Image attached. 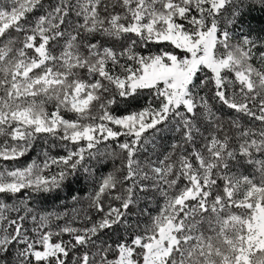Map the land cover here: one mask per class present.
Here are the masks:
<instances>
[{"label":"snow or ice","instance_id":"obj_1","mask_svg":"<svg viewBox=\"0 0 264 264\" xmlns=\"http://www.w3.org/2000/svg\"><path fill=\"white\" fill-rule=\"evenodd\" d=\"M45 4L0 0V264H264V41L233 42L236 0ZM149 46L157 50L140 51ZM145 90V107L114 114L117 98ZM224 108L260 127L234 118L230 135ZM173 126L171 151L142 162L155 133ZM41 138L66 155L8 166ZM112 142L107 154L121 166L91 197L97 219L53 229L52 213L33 214L31 196L88 172L86 159ZM150 192L163 204L142 232L129 231L130 209ZM106 196L118 206L105 210ZM114 226L127 236L113 247L102 234Z\"/></svg>","mask_w":264,"mask_h":264},{"label":"trees","instance_id":"obj_2","mask_svg":"<svg viewBox=\"0 0 264 264\" xmlns=\"http://www.w3.org/2000/svg\"><path fill=\"white\" fill-rule=\"evenodd\" d=\"M49 0H46L45 6ZM54 2V0H51ZM236 4L239 7V15L237 17V23L231 31L235 29H240L242 32H246L247 35L258 36L262 31H264V4L260 0H236ZM231 10V9H230ZM16 35V33H12ZM233 42L235 43L234 39ZM155 52L157 50L156 46H149V49H140V51ZM257 66H259L257 61H254ZM150 98V93L145 90L142 91L139 95L128 97L125 99L117 98V104L112 106V110L116 115H124L131 112H136L141 110L147 105V102ZM52 106L49 105V110ZM216 108H220L217 104ZM220 116L222 122L224 123V129L229 131L230 135L235 134V129L230 128L229 122L234 118L239 120V123L245 128H259L260 122L253 121L246 116H238L235 112L229 109H221L217 113ZM66 118H72V114L65 113ZM146 136H152L153 133L149 130ZM204 135H207V131L204 130ZM3 139V138H0ZM124 137H121V142ZM180 140V134L175 132L174 126L172 131H165L162 133H155V139L152 144L147 145V152L141 154L140 159L143 162L145 157L150 158L152 161H156L157 158L163 159L171 151V145ZM204 143V140L201 137H197L196 147L199 148ZM53 144H56V147H53ZM59 141H53L49 138L47 144L44 143L43 138L35 142V146L28 152L24 157L19 158L16 162H7L8 166L11 167H23L33 160H38L42 162L43 152L47 151L50 156L56 157L60 155H66L63 147L59 146ZM115 147V143L112 142L107 146L102 145L101 151L104 152V155H100L95 159H86L85 164L88 167L89 171L84 172L81 169L75 178H70L64 183L59 190L40 195H33L28 199V206L33 208V214L39 217L40 215H47L52 213V224L53 229L57 225H63L66 222H72L74 226H82L84 220V215H90L93 219L98 218V214L94 209L89 208V203L91 197L94 195L97 190L101 180L108 175L109 173H114L115 170L119 169L121 166V161L119 158L112 157L107 154L112 148ZM118 152L119 149H116ZM260 158V157H257ZM4 162L0 161V165H3ZM53 172L57 171L55 165L51 169ZM251 171V169H249ZM119 187V186H118ZM23 193L20 194L15 199H7L6 202L9 204L19 203V200L23 197ZM73 197H76L74 200ZM104 207L107 210L109 204L112 206H118L119 202L109 197H104ZM163 204V200L157 197L156 199L152 198V193L148 194L147 199H141L138 202V205H134L129 212V222L132 227L129 231L135 232L136 225L139 224V230L142 232L144 227L150 223V215L154 216L159 211V206ZM56 214H66L64 219L56 220ZM150 214V215H149ZM25 226L28 228L32 227L31 220L25 222ZM114 231H106L102 234V238L107 240L109 243L115 246V243L124 237L127 236V233L119 226H114ZM64 240H68L69 237L65 235Z\"/></svg>","mask_w":264,"mask_h":264},{"label":"rangeland","instance_id":"obj_3","mask_svg":"<svg viewBox=\"0 0 264 264\" xmlns=\"http://www.w3.org/2000/svg\"><path fill=\"white\" fill-rule=\"evenodd\" d=\"M232 33L235 42L242 39L243 36H248L250 39L256 40L257 42L264 41V31H262L258 36L247 35L246 32H242L240 29H235Z\"/></svg>","mask_w":264,"mask_h":264}]
</instances>
